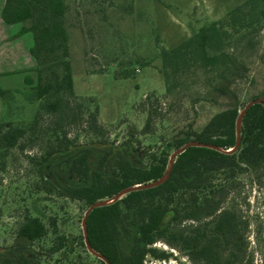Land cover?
Wrapping results in <instances>:
<instances>
[{
    "label": "rangeland",
    "instance_id": "rangeland-1",
    "mask_svg": "<svg viewBox=\"0 0 264 264\" xmlns=\"http://www.w3.org/2000/svg\"><path fill=\"white\" fill-rule=\"evenodd\" d=\"M64 1L73 95L52 91L36 100V74L31 71L33 83L19 81L12 97L3 103L2 122L24 128L26 134L18 147L0 150V247L11 245L23 216L29 213L49 231L34 243L39 264H97L84 258L78 246L86 207L43 191L30 158L64 139L73 144L128 141L144 163L151 152L172 154L178 139L201 130L216 113L241 110L249 101L264 97V23L247 31L229 25L230 12L246 0ZM213 22L228 32L226 49L234 64L222 76L198 73L167 94L162 53ZM57 98L59 109L51 111L47 104ZM211 186V195L201 200L198 219L177 222L171 228L190 232L220 211H233L241 228L247 223L246 235L255 250L254 261L259 262L264 251L254 244V233L264 225V170L215 174ZM51 218L60 234L75 238L77 246L72 251H50L55 238ZM152 248L167 258L148 255L146 264H203L190 261L186 253L162 240Z\"/></svg>",
    "mask_w": 264,
    "mask_h": 264
},
{
    "label": "trees",
    "instance_id": "trees-1",
    "mask_svg": "<svg viewBox=\"0 0 264 264\" xmlns=\"http://www.w3.org/2000/svg\"><path fill=\"white\" fill-rule=\"evenodd\" d=\"M67 10L64 0H5L2 8L5 24H20L17 35L30 33L32 36L29 52L36 62V100L46 98L52 91L73 95L65 25ZM263 23L264 0H246L229 14V25L238 31ZM229 41L228 32L213 22L164 51L161 73L166 93L171 94L198 73L222 76L234 64L226 49ZM24 83L31 85L33 80L25 76ZM11 97L12 91L0 86L1 101L4 103ZM59 104L57 98L47 107L57 111ZM240 111L229 108L218 112L201 130L188 132L178 139L174 150L190 141L213 148L185 149L176 156L163 182L131 191L110 204L94 208L86 219L91 249L108 264H146L148 255L154 259L167 258L164 252L152 248L162 240L186 253L194 263L264 264L262 253L259 262L254 261L255 250L250 248L246 235L247 223L241 228L233 211H220L190 232L171 228L174 223L198 219L201 200L211 195L215 174L234 176L244 170H264V102L246 111L236 146V121ZM94 123L97 124L95 118ZM25 134L24 128L1 122L0 150L18 147ZM171 152H151L148 163H144L128 141L120 145L106 140L73 144L64 139L51 145L44 154L31 157L30 162L36 168L43 191L80 201L87 210L96 202L116 199L132 186L160 180L168 170ZM50 227L55 236L50 251H72L77 244L75 238L60 234L55 218L50 219ZM48 232L41 219L26 213L11 245L0 247V264H39L34 243L45 238ZM254 239L259 251H264V225L257 227ZM78 246L84 258L106 264L86 248L84 237Z\"/></svg>",
    "mask_w": 264,
    "mask_h": 264
},
{
    "label": "crops",
    "instance_id": "crops-1",
    "mask_svg": "<svg viewBox=\"0 0 264 264\" xmlns=\"http://www.w3.org/2000/svg\"><path fill=\"white\" fill-rule=\"evenodd\" d=\"M5 0H0V86L12 91L19 81L36 68L35 59L29 50L33 44L30 33L18 36L20 24L7 25L1 18ZM4 115L3 102L0 99V123Z\"/></svg>",
    "mask_w": 264,
    "mask_h": 264
},
{
    "label": "water",
    "instance_id": "water-1",
    "mask_svg": "<svg viewBox=\"0 0 264 264\" xmlns=\"http://www.w3.org/2000/svg\"><path fill=\"white\" fill-rule=\"evenodd\" d=\"M264 102V97H259V98H256L255 100H251L249 101L247 104H245V106L241 109V111L239 112V115L237 117V121H236V128H237V139H236V146L239 144V130H240V124H241V120L242 118L244 117L246 111L249 109V107H251L252 105L254 104H262ZM235 146V147H236ZM188 147H211L213 148L212 146H209V145H206V144H201V143H198V142H195V141H190V142H187L186 144H184L181 148L179 149H176L175 152H173L170 156V159H169V166H168V170L166 171V173L164 174V176L158 180L157 182L155 183H151V184H148V185H137V186H132L124 191H122L121 193H119L114 199H108V200H104V201H99V202H96L94 204H92L91 206H89V208L85 211L84 213V216L81 220V228L83 230V237H84V244L86 246V248L91 252L93 253L94 255L98 256L100 259H102L106 264L107 261L104 257H102L101 255H99L98 253H96L95 251H93L89 245V242H88V238H87V232H86V219H87V216L89 215V213L94 209V208H97V207H101V206H104V205H107V204H110L112 203L113 201L121 198L122 196H124L126 193H129L131 191H135V190H139V189H145V188H148L150 186H153V185H156V184H159L161 182H163L166 177H167V173L169 172L172 164H173V161L174 159L176 158L177 155L181 154L185 149H187ZM220 150V149H219ZM228 152H232V150L228 151Z\"/></svg>",
    "mask_w": 264,
    "mask_h": 264
},
{
    "label": "bare ground",
    "instance_id": "bare-ground-1",
    "mask_svg": "<svg viewBox=\"0 0 264 264\" xmlns=\"http://www.w3.org/2000/svg\"><path fill=\"white\" fill-rule=\"evenodd\" d=\"M230 151V150H229Z\"/></svg>",
    "mask_w": 264,
    "mask_h": 264
}]
</instances>
